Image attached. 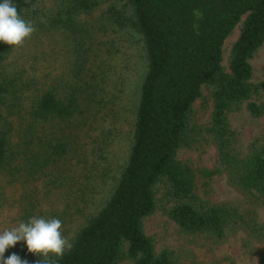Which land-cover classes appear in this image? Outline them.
I'll list each match as a JSON object with an SVG mask.
<instances>
[{
    "label": "trees",
    "instance_id": "trees-1",
    "mask_svg": "<svg viewBox=\"0 0 264 264\" xmlns=\"http://www.w3.org/2000/svg\"><path fill=\"white\" fill-rule=\"evenodd\" d=\"M39 1L12 3L35 30L70 39L72 77L63 86H44L24 110V85L4 67L13 46L0 42V173L9 182L34 181L46 191L64 188L68 196L80 187L86 198L87 191L96 189L91 175H107L103 167L83 172V158L75 150V130L85 126L87 112L100 103L107 75L102 63L90 65L97 53L90 52L87 41L92 37L82 16L106 3L102 18L132 34L142 62L128 147L116 175L101 182L93 206L88 212L78 210L80 217L71 228L66 226L69 197L62 210L52 211L73 244L58 264H180V255L169 247L156 250L143 230V220L155 213L171 220L185 238L223 239L237 229L260 237L264 225L251 212L199 195L196 171L178 154L203 142L213 145V166L202 175H225L233 189L264 204V131L242 154L230 125V115L243 107L255 118L264 114V79L252 80L250 64L264 42V0H59L58 7L38 14ZM235 29L238 37L225 56L224 42ZM203 90L211 112L200 124L193 106ZM14 110L25 111L19 134L8 119ZM95 157L97 166L105 158L93 152V162ZM37 192L35 199L25 194L26 221L39 203ZM13 252L28 264L43 259L29 252L24 241L4 256ZM257 264H264V248Z\"/></svg>",
    "mask_w": 264,
    "mask_h": 264
},
{
    "label": "rangeland",
    "instance_id": "rangeland-1",
    "mask_svg": "<svg viewBox=\"0 0 264 264\" xmlns=\"http://www.w3.org/2000/svg\"><path fill=\"white\" fill-rule=\"evenodd\" d=\"M59 3V0H41L36 5L37 13L47 14L48 8L55 9ZM106 5L102 4L81 17L92 37L87 41L88 46H91L90 52L97 53L95 61H91L90 65L96 68L102 63L107 74L102 85L105 88L102 99L97 98L101 100L100 103L90 108L85 126L79 127L74 133L75 150L84 161L80 169L87 173H94L101 167L106 169V176H102L98 171L91 175L94 176L90 178L91 181L97 179L94 192L101 189L102 181L108 182L116 175L118 166L126 154L137 100L136 85L142 73V62L137 56L138 48L130 39L132 34H125L102 18ZM238 34L239 30L235 29L225 40V56ZM69 41L70 39L60 32L35 30L22 46L12 47L4 67L10 76H17L24 85L21 95L22 109H28L31 99L44 86L51 83L63 86L66 81L71 80L70 68L73 58ZM250 64L252 80L264 79V42L250 60ZM98 94L100 96V92ZM193 108L194 119L198 123L203 124L209 120L211 101L206 90H203V96L195 101ZM23 117L25 111L17 113L14 110L8 118L13 122L14 131H19L17 134L20 133ZM230 125L236 134L239 150L244 154L250 141L264 131V114L255 118L243 107L230 115ZM99 147L102 149L99 150ZM93 152L97 156L105 157L98 166L96 157L93 162ZM178 155L196 171L200 196L211 202H229L240 210L249 211L257 223L264 225V204L257 205L251 198L233 189L225 175L210 179L202 175L204 169L213 166V145L203 142L196 149L180 151ZM81 181L86 183V178L82 177ZM36 190L39 202L38 205L34 203L36 210L33 215L36 216L53 217L52 211L62 210L65 206L64 198L69 197L71 208L67 209L70 216H67L66 226L70 228L78 222L80 212L77 211L88 212L95 200V193L91 191L86 192V198L82 197L80 187H74L71 196H68L64 188L46 191L40 183L25 179L9 182L8 178L0 173V230L15 226L22 220L26 221L25 194L32 196ZM33 198L35 199L36 195H33ZM43 213L45 215H42ZM143 230L153 239L156 250L169 247L180 255V264H257V257L264 248V233L260 237H250L242 229L231 232L223 239L185 238L173 222L161 213L145 218Z\"/></svg>",
    "mask_w": 264,
    "mask_h": 264
},
{
    "label": "clouds",
    "instance_id": "clouds-1",
    "mask_svg": "<svg viewBox=\"0 0 264 264\" xmlns=\"http://www.w3.org/2000/svg\"><path fill=\"white\" fill-rule=\"evenodd\" d=\"M35 31L34 24L25 20L17 11L12 0L0 2V42L11 46H22ZM63 222L58 217L33 215L27 221L0 230V264H28L15 252L5 257L4 253L17 242L24 241L29 252L42 255L36 264H58V260L73 247L65 236Z\"/></svg>",
    "mask_w": 264,
    "mask_h": 264
}]
</instances>
